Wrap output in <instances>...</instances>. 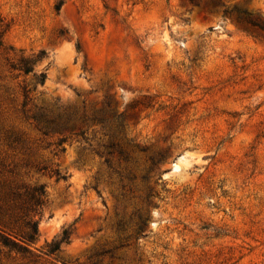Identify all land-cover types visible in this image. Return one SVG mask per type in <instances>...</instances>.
<instances>
[{"label":"rangeland","instance_id":"rangeland-1","mask_svg":"<svg viewBox=\"0 0 264 264\" xmlns=\"http://www.w3.org/2000/svg\"><path fill=\"white\" fill-rule=\"evenodd\" d=\"M238 9L264 20V0H0V264H264V25ZM115 115L135 148L110 167L94 118ZM29 219V251L6 246Z\"/></svg>","mask_w":264,"mask_h":264},{"label":"trees","instance_id":"trees-1","mask_svg":"<svg viewBox=\"0 0 264 264\" xmlns=\"http://www.w3.org/2000/svg\"><path fill=\"white\" fill-rule=\"evenodd\" d=\"M62 3H60V6ZM59 6V7H60ZM226 13L231 15L233 14V11L226 10ZM238 21L247 23L249 26L256 27V28H262L264 25V20H262L259 17L252 16L247 14L245 11H240L238 9ZM48 56V53L45 50H42L39 55L35 59L30 58H22L20 68L24 70L26 73H29L33 71V64L37 61H40ZM35 78L38 83L44 84L47 78V74L45 71H42L40 73L35 74ZM35 121H37L38 126L40 130L43 131L44 134H48L50 132H58L61 134H64L66 132H70L72 135L81 136L83 138H86V129L77 127L76 122L74 119V116L72 115H66L59 113L57 115H51L44 110L40 111L38 114H35L34 116ZM95 121H98L103 125V129L107 132L106 135L110 137L109 143L106 145L107 151L106 152H100L98 151L101 156L105 157V162L108 166H112L114 164V160L117 161H125L129 162L132 155V148L123 142H121L120 133L123 129V120L121 118V115H115V120L118 123V128L113 131L111 128L109 129L107 122L109 121L108 118L105 116H97L94 118ZM66 138L61 139V143L65 141ZM134 140L131 138L130 142H133ZM140 151H146V147H138ZM159 161H156L155 158H152V166L156 165ZM153 169V167L151 168ZM144 179H149L150 177L148 175L143 176ZM36 193H38L41 196L46 195L45 186L36 187L34 189ZM154 196V191L151 190L149 193V198H152ZM36 204H41L42 200L40 198L36 199ZM145 224V223H144ZM27 230L24 232L23 236H21V242L14 239L11 234L3 235V240L6 246L18 248L22 251H29L28 245L29 243H32L36 236L38 235L39 231V222L33 219H29L26 222ZM143 226H140V231H142ZM70 239V233L65 232L64 238L61 242H55L49 246V253H54L58 251L61 248L62 242H68Z\"/></svg>","mask_w":264,"mask_h":264},{"label":"water","instance_id":"water-1","mask_svg":"<svg viewBox=\"0 0 264 264\" xmlns=\"http://www.w3.org/2000/svg\"><path fill=\"white\" fill-rule=\"evenodd\" d=\"M205 28H216L219 24V19L215 15H208L203 20Z\"/></svg>","mask_w":264,"mask_h":264}]
</instances>
